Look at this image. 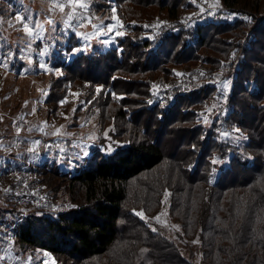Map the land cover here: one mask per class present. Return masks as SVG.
I'll use <instances>...</instances> for the list:
<instances>
[{
    "label": "trees",
    "instance_id": "obj_1",
    "mask_svg": "<svg viewBox=\"0 0 264 264\" xmlns=\"http://www.w3.org/2000/svg\"><path fill=\"white\" fill-rule=\"evenodd\" d=\"M202 2L92 0L90 14L116 13L125 33L90 53L66 36L46 103L65 115L76 93L75 117L122 145L72 174L32 166L53 202L18 209V241L55 264H197L151 220L167 200L199 264H264V0Z\"/></svg>",
    "mask_w": 264,
    "mask_h": 264
},
{
    "label": "rangeland",
    "instance_id": "obj_2",
    "mask_svg": "<svg viewBox=\"0 0 264 264\" xmlns=\"http://www.w3.org/2000/svg\"><path fill=\"white\" fill-rule=\"evenodd\" d=\"M203 2L202 8H214L216 0ZM91 3L92 0H0V264H55L48 251L30 249L12 232L18 222V209L23 211V206L31 203L49 207L53 202L32 166L48 162L72 174L86 164L93 150L110 155L122 145L108 130L101 132L93 116L80 113L75 117L76 108H80L77 106H81L80 111L86 109L76 93L71 96L75 103L68 114L58 110L54 117L46 103L52 78L61 73L53 61L56 55H65L60 52L67 49L66 36L73 35L80 42L73 53H79L77 49L90 53L115 44L120 36L117 32L125 33L116 13L90 14ZM225 11L230 17L236 16L231 10ZM14 170L24 176H15ZM5 191L12 192L20 208L12 206ZM157 216L159 221L151 220L168 237L178 240L184 250L191 249L193 260L199 264V245L197 241L185 244L179 238L180 227L169 216L167 200Z\"/></svg>",
    "mask_w": 264,
    "mask_h": 264
},
{
    "label": "snow or ice",
    "instance_id": "obj_3",
    "mask_svg": "<svg viewBox=\"0 0 264 264\" xmlns=\"http://www.w3.org/2000/svg\"><path fill=\"white\" fill-rule=\"evenodd\" d=\"M9 23H10V22H9ZM50 23H51V21H50ZM24 26H25V28L28 30V32L31 33L32 29L28 27V24L26 23ZM35 26H36V27H39L38 24H36ZM116 35H122V33L117 32ZM84 39H88V37L85 36ZM81 50H82V49H77L76 51H81ZM42 55H43V53H42ZM41 67L43 68L44 65L42 64ZM97 91H99V89H97ZM63 102H64V101H62L61 103H63ZM41 131H42V129H41ZM233 131H234V132H238L239 129H234ZM54 134H56V133H54ZM222 135H224L225 138L227 139V138L230 136V133H227V132H226V133H223ZM232 139H237V137L232 136ZM244 139H246V137H244ZM35 143H39V142L37 141V142H35ZM108 150H110V149H108ZM84 154L87 155V151H86V150H85ZM213 162L215 163V162H217V161H213ZM136 215H138L139 217H141L142 219H144V215H143L142 212H138V213H136ZM155 219H156L157 221H159V216L155 217ZM152 230L155 231V228H153ZM2 259H3V257H0V260H2Z\"/></svg>",
    "mask_w": 264,
    "mask_h": 264
},
{
    "label": "built area",
    "instance_id": "obj_4",
    "mask_svg": "<svg viewBox=\"0 0 264 264\" xmlns=\"http://www.w3.org/2000/svg\"><path fill=\"white\" fill-rule=\"evenodd\" d=\"M13 174H14L15 176H18L19 178H22V177L24 176V173H23V172H21V171H16V170L13 171Z\"/></svg>",
    "mask_w": 264,
    "mask_h": 264
}]
</instances>
